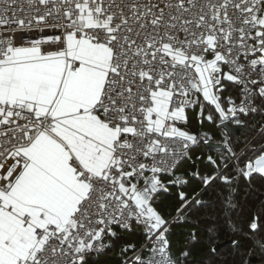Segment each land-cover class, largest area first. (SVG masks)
I'll return each mask as SVG.
<instances>
[{"label": "snow or ice", "instance_id": "6c2138e0", "mask_svg": "<svg viewBox=\"0 0 264 264\" xmlns=\"http://www.w3.org/2000/svg\"><path fill=\"white\" fill-rule=\"evenodd\" d=\"M223 81L243 86L239 105L229 98L222 106ZM199 95L219 115L215 147L231 154L235 175L224 174L230 164L217 166L200 193L179 194L166 219L155 206L167 191L160 177L200 142L178 126ZM258 110L264 0H0V264H89L111 247L106 237L118 238L113 226L131 230L133 220L145 242L123 264H186L219 229L204 237L193 222L183 249L172 229L218 179L229 186L233 250L250 241L242 264H264V211L246 228L231 218L233 181L264 179V146L249 156L229 143L244 127L237 112ZM201 139L211 142L208 133Z\"/></svg>", "mask_w": 264, "mask_h": 264}, {"label": "trees", "instance_id": "16d2710c", "mask_svg": "<svg viewBox=\"0 0 264 264\" xmlns=\"http://www.w3.org/2000/svg\"><path fill=\"white\" fill-rule=\"evenodd\" d=\"M224 91L221 95V101L223 105H228V100L231 98L234 102L239 97V87L233 82L224 81ZM258 106L260 104L259 98H257ZM204 106V114L208 112V115L213 116L212 125L214 126V133L210 134L211 141L222 142L223 136L221 129L218 128L219 115L216 113L214 106L208 104L202 100ZM201 105V103H200ZM197 109V108H196ZM244 125L251 132L240 133L239 137L232 135L229 143L233 148V151L239 152L240 148H249L248 155L253 156L254 150L264 146V111H260L257 115L253 116H239ZM189 124L193 134L201 140L200 143L194 147L192 152V160L188 161L192 173L186 178L188 181L184 185H169L167 191L159 192L156 204L157 210L166 218L172 219L176 215V209L180 207L179 194L183 192L189 199H191L197 193L203 190L202 178L205 176L215 175L218 170L223 172V165L225 163L230 164L225 175H235L236 163L232 161L231 154L225 150H215L213 148L208 149L207 145L203 142L201 137L205 133L206 124L208 121L199 119L196 116L188 115ZM207 122V123H206ZM207 132V131H206ZM258 137L250 143L254 137ZM197 148L200 149L199 153H195ZM199 155V157H197ZM211 156L216 162L215 164L208 162V157ZM227 157V159H224ZM186 163V162H185ZM241 162V166H242ZM198 173V176L193 174ZM174 178V176H172ZM165 181L171 177H162ZM228 187L223 183L222 179L216 180L211 187L203 191V195L198 198L204 203L201 205H195L188 213V220L181 221L173 227L172 232L174 235L170 237L173 245L176 248L183 249L185 247L184 241L186 240L187 232L192 230L193 222L199 221L201 226V233L204 237H207V229L216 225L218 230L217 235L213 238V243H201L197 244L191 250V256L186 261V264H242L247 258L245 253L250 247V241H244L239 252L233 250L231 239L233 238L231 233L227 230L224 219L225 212V200L228 196ZM232 188L236 189L234 193L235 207L231 210V218L233 221L241 223L247 227L248 222L254 216H260L264 211V179H260L258 176L254 178L251 186L246 180L241 178L239 182L233 181ZM243 239V238H241ZM144 238L140 227L135 226L133 229L125 232H121L118 238H115L111 247L104 254H101L97 258L89 259V264H123L126 257L134 255L143 244ZM227 241L216 252L211 251V247H215L219 243ZM127 245H135L134 250L122 253V248ZM177 256L179 253L176 254ZM179 264V261H178ZM255 264V261L253 262Z\"/></svg>", "mask_w": 264, "mask_h": 264}, {"label": "built area", "instance_id": "2783aa9c", "mask_svg": "<svg viewBox=\"0 0 264 264\" xmlns=\"http://www.w3.org/2000/svg\"><path fill=\"white\" fill-rule=\"evenodd\" d=\"M225 71H227V69H225ZM223 83H224V81H223ZM259 86H260L259 84H257V85H250V87H251L253 90H255V89H256L257 87H259ZM238 87H239V97H238V100L235 102L236 105H239L240 102H241V99H242L241 88H242L243 86H242V85H238ZM222 94H223V92L219 93L220 96H221ZM198 99H199V101H200V103H201V95H199ZM200 103H199V104H196L194 107H188V108H186V111H192V110H195L196 108H198V107L200 106ZM253 105L258 107L257 99L253 101ZM228 106H229V105H228ZM228 106H227V107H228ZM227 107H226V108H227ZM258 113H259V110L256 111V112H249L247 115H244V114H242V113L237 112V116H238V117H239V116H253V115H257ZM178 126H180L183 130H186V131L190 132L191 134H193L192 131H191V126H190V124H189V120H188V119H187V123H186V124L181 123V124H179ZM198 140L201 141L199 138H198ZM199 143H200V142H199ZM199 143H198V144H199ZM198 144L190 145V148H189V150L187 151V154H186L183 158H181V159L178 161L177 166L173 169V171H172L170 174H162L160 178H162V177H167V176H168V177H172V176H174L176 170H177V169H178L183 163L188 162V161H191V160H192V152H193V149H194V147L197 146ZM135 226L140 227V229H141V231H142V234L144 233V229H143V227H142L141 225L137 224L134 220L131 221V229H133ZM113 231L117 232L118 235H119L121 232L129 231V230H121L118 226H113ZM143 238H144V242H145V236H144V234H143ZM114 239H115V238L106 237V241H107V240H111V243H112V241H113ZM144 242H143V244H144ZM149 247H150V246H149ZM108 249H109V247L106 248L105 250H103L98 256H100L101 254L106 253V252L108 251ZM140 250H141V248H140L138 251H140ZM138 251H137V252H138ZM137 252H136V253H137ZM136 253H135L134 255H136ZM142 254H143V256L146 257V256L148 255V252L144 251ZM134 255H133V256H134ZM131 257H132V256H131ZM96 258H97V257H96ZM126 258H128V257H126ZM126 258H125V259H126ZM125 259H124V260H125Z\"/></svg>", "mask_w": 264, "mask_h": 264}, {"label": "rangeland", "instance_id": "374dc122", "mask_svg": "<svg viewBox=\"0 0 264 264\" xmlns=\"http://www.w3.org/2000/svg\"><path fill=\"white\" fill-rule=\"evenodd\" d=\"M221 97V96H220ZM222 103V101H221ZM201 104H202V101H201ZM200 111H201V107L199 106L197 109L195 110H192V111H189L187 112L188 115H193V116H196L198 117L199 119L203 120L202 122L204 121H208V123L206 124V129H205V133H208L209 135L212 134V132L214 133V126L212 125V123H210L211 121H209L207 119V116H208V112L206 114L203 113V119L201 118V116L199 115L200 114ZM207 131V132H206ZM200 152V149L197 148V150L195 151V153H199ZM197 157H199V155H197ZM192 173V169L189 165V163H183L175 172V175H174V178L171 177V178H168L166 181L163 179V178H160L162 183L164 184H169V181H172L174 180L177 176H179L181 179L183 180H186L187 177H189ZM133 256V255H132ZM131 257V256H130Z\"/></svg>", "mask_w": 264, "mask_h": 264}, {"label": "water", "instance_id": "95a60500", "mask_svg": "<svg viewBox=\"0 0 264 264\" xmlns=\"http://www.w3.org/2000/svg\"><path fill=\"white\" fill-rule=\"evenodd\" d=\"M218 128H220L221 129V127L219 126V124H218ZM264 130V127H263V129H262V131ZM242 131H244V132H251V133H253L254 134V132H252V131H250L245 125H244V127L243 128H240V129H234V136H236V137H239L240 136V133L242 132ZM258 135L259 134H257L255 137H254V139L250 142V143H252L257 137H258ZM217 143H222V142H216V141H211L209 144H206L207 145V147H208V149H210V148H213V149H215V150H224L223 149V147H219V148H217V147H215V145L217 144ZM233 161V160H232ZM222 172V171H221ZM205 187V186H204ZM204 187H203V189H204ZM202 191V190H201ZM176 216V215H175ZM174 216V217H175ZM188 220V219H187ZM187 220H184V221H187ZM227 243V241H225V242H223V243H219L218 245H216L215 246V248L217 249V250H219L223 245H225ZM216 250V251H217Z\"/></svg>", "mask_w": 264, "mask_h": 264}, {"label": "crops", "instance_id": "0c3cea01", "mask_svg": "<svg viewBox=\"0 0 264 264\" xmlns=\"http://www.w3.org/2000/svg\"><path fill=\"white\" fill-rule=\"evenodd\" d=\"M238 86V85H237ZM223 92V91H222ZM223 95V94H222ZM203 100V97H202V95H201V101ZM222 106H224L225 108L228 106V105H223V102H222ZM187 112H189V111H186V115H187V118H188V114H187ZM189 120V119H188ZM264 127V126H263ZM263 129V128H262ZM165 184V183H164ZM166 185V187H167V189H169L170 187H169V185L170 184H165ZM144 242V241H143Z\"/></svg>", "mask_w": 264, "mask_h": 264}]
</instances>
